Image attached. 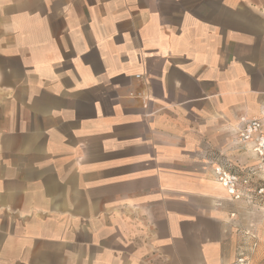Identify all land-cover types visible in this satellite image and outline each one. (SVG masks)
<instances>
[{"label":"crops","instance_id":"crops-1","mask_svg":"<svg viewBox=\"0 0 264 264\" xmlns=\"http://www.w3.org/2000/svg\"><path fill=\"white\" fill-rule=\"evenodd\" d=\"M242 119L264 0H0V264H231Z\"/></svg>","mask_w":264,"mask_h":264},{"label":"rangeland","instance_id":"rangeland-1","mask_svg":"<svg viewBox=\"0 0 264 264\" xmlns=\"http://www.w3.org/2000/svg\"><path fill=\"white\" fill-rule=\"evenodd\" d=\"M258 134L247 138L241 121L235 134L237 144L255 149V146L259 147L258 136L264 135V131ZM254 152L257 160L253 164L245 158L244 149L238 151L234 144L228 143L225 157L222 163H218L237 177L235 194L238 197H232L242 200L241 208L249 213L243 215L244 219L235 227L239 243L235 246L236 252L231 264H264V156Z\"/></svg>","mask_w":264,"mask_h":264},{"label":"built area","instance_id":"built-area-1","mask_svg":"<svg viewBox=\"0 0 264 264\" xmlns=\"http://www.w3.org/2000/svg\"><path fill=\"white\" fill-rule=\"evenodd\" d=\"M243 122V129L245 131V134H247V138H250L251 135L253 134H258L263 132V128H264V123H262L261 121H259L258 119H242ZM259 135V134H258ZM259 137V142L258 145L260 147V139L264 138V135L262 136H258ZM214 172L216 175V178L219 179L221 182L225 181V179H228L229 185L232 186L234 192L230 193L231 196H235L238 197L235 194V183L237 180V177L234 174H231L227 171V169L222 165V164H216L214 166Z\"/></svg>","mask_w":264,"mask_h":264},{"label":"bare ground","instance_id":"bare-ground-1","mask_svg":"<svg viewBox=\"0 0 264 264\" xmlns=\"http://www.w3.org/2000/svg\"><path fill=\"white\" fill-rule=\"evenodd\" d=\"M259 144H260V147H256V146H255V149L252 148V150H253V151H254V150L257 151L258 154L264 156V138H261V139H260V143H259ZM250 150H251V149H250ZM258 159H259V158H258ZM219 181H220V180H219ZM220 182H221V181H220ZM221 183H222V185L225 187V189L227 190V192H228L229 194L234 192L232 186L229 185L228 179H225V181H222Z\"/></svg>","mask_w":264,"mask_h":264}]
</instances>
